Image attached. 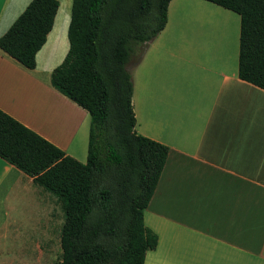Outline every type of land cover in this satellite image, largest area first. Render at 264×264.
Listing matches in <instances>:
<instances>
[{
    "label": "crops",
    "instance_id": "obj_1",
    "mask_svg": "<svg viewBox=\"0 0 264 264\" xmlns=\"http://www.w3.org/2000/svg\"><path fill=\"white\" fill-rule=\"evenodd\" d=\"M30 1L0 0V37ZM56 1L34 69L0 50V110L85 162L90 117L50 82L69 49L72 0ZM188 1L202 6L171 0L164 28L131 67L135 132L169 150L143 213L157 236L144 264H264V90L238 78L226 47H179L183 18L172 9ZM184 54L194 57L185 70ZM48 193L0 158V264H44L40 248L53 247L61 222Z\"/></svg>",
    "mask_w": 264,
    "mask_h": 264
},
{
    "label": "trees",
    "instance_id": "obj_2",
    "mask_svg": "<svg viewBox=\"0 0 264 264\" xmlns=\"http://www.w3.org/2000/svg\"><path fill=\"white\" fill-rule=\"evenodd\" d=\"M170 1L72 0L69 49L50 82L90 117L85 162L0 110V158L60 203V264H144L157 245L143 213L169 150L135 132L131 67L164 28ZM203 1L239 16L237 76L264 90V0ZM57 9L56 0H31L0 50L34 69Z\"/></svg>",
    "mask_w": 264,
    "mask_h": 264
},
{
    "label": "rangeland",
    "instance_id": "obj_3",
    "mask_svg": "<svg viewBox=\"0 0 264 264\" xmlns=\"http://www.w3.org/2000/svg\"><path fill=\"white\" fill-rule=\"evenodd\" d=\"M188 2L187 7L183 10L174 11V7L172 9L173 14H177V16L180 14L183 18L180 24V27L182 29L180 31L182 35L178 40L180 43L179 47H194L195 44L197 45L198 42L201 43V41L204 40L206 42L205 46H224L229 50L230 56L238 57L240 29L239 16L232 11H228L203 0H194V2H199L200 4H202L203 7L200 5H194L193 2ZM215 18L218 21H216ZM222 31L225 32L224 35L221 34ZM138 48L135 56L137 55ZM135 56L133 58V61L136 58ZM133 61L131 62L130 66H132ZM180 63L182 69L185 70L189 68V66L194 65V57L184 54L182 56V60H180ZM173 64L179 66L178 61H175ZM165 78H170L168 72L165 73ZM176 78H178V75L176 76ZM48 194L54 200H56L55 209L58 216H61V222L56 221L53 224V227H51L55 232V242L53 247L48 248V253H46V247H41L40 249L43 253L44 264H46V261H48V264H60V233L64 222V216L57 198L51 193Z\"/></svg>",
    "mask_w": 264,
    "mask_h": 264
},
{
    "label": "bare ground",
    "instance_id": "obj_4",
    "mask_svg": "<svg viewBox=\"0 0 264 264\" xmlns=\"http://www.w3.org/2000/svg\"><path fill=\"white\" fill-rule=\"evenodd\" d=\"M204 19V18H203Z\"/></svg>",
    "mask_w": 264,
    "mask_h": 264
}]
</instances>
